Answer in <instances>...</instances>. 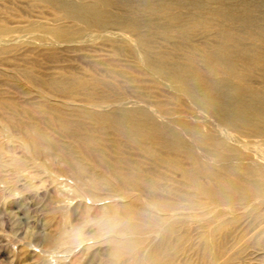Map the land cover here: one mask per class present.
Instances as JSON below:
<instances>
[{"label":"bare ground","instance_id":"6f19581e","mask_svg":"<svg viewBox=\"0 0 264 264\" xmlns=\"http://www.w3.org/2000/svg\"><path fill=\"white\" fill-rule=\"evenodd\" d=\"M26 1L52 16L0 19V205L43 169L96 211L87 234H37L39 254L264 264V0ZM36 50L78 67L36 74Z\"/></svg>","mask_w":264,"mask_h":264},{"label":"rangeland","instance_id":"374dc122","mask_svg":"<svg viewBox=\"0 0 264 264\" xmlns=\"http://www.w3.org/2000/svg\"><path fill=\"white\" fill-rule=\"evenodd\" d=\"M7 2L6 7L10 11L9 14H0L2 20L8 17L10 21L15 22L16 20L11 18L13 16L31 17L34 20L43 19L44 21L51 19L52 14L49 11L32 9L26 0H9ZM106 45L104 43L83 45L78 48L80 51L78 53H73L70 49H62L60 56L63 60H76L85 56L88 61L98 60L96 57L98 55H93L91 52L98 53L108 50ZM25 52L26 49H22L17 54L7 56V59L23 58ZM39 52L36 50L31 58L36 74H46L48 70L57 66L78 67L74 61L70 63L65 61V64L55 63L39 55ZM22 90L27 91L28 88L22 84ZM5 96L19 103L20 106L25 100L22 95L13 90H9ZM36 98L34 95V100ZM22 156V154L18 155L21 159ZM5 175L9 178L13 174L10 171ZM10 190L5 194L6 200L0 205V264H93L91 256L94 251L89 253L76 250L65 256L68 259L59 262L39 254L41 249L46 248V243L44 241L37 242L35 238L37 234L46 235V238L47 236L55 237L62 227H66L70 231L79 230L80 234H87L92 230L90 227L83 228V222L87 217L95 216V207L89 206L85 200L84 192L80 191L72 181L62 187L56 176L40 169L39 171L34 170L32 183L16 182L10 187ZM61 208L64 210L63 213L58 212ZM89 208L92 210L89 211ZM31 242L34 245L32 248H28L26 245Z\"/></svg>","mask_w":264,"mask_h":264}]
</instances>
